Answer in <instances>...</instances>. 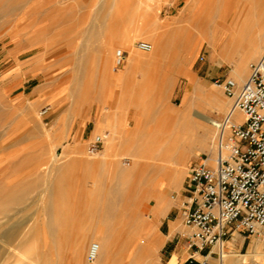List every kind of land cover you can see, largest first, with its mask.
Masks as SVG:
<instances>
[{"label": "rangeland", "instance_id": "1", "mask_svg": "<svg viewBox=\"0 0 264 264\" xmlns=\"http://www.w3.org/2000/svg\"><path fill=\"white\" fill-rule=\"evenodd\" d=\"M240 7L249 29L239 39L229 20L243 13ZM46 14L52 15L50 23ZM263 22L264 0H0V264H60L66 257L98 264L88 260V252L101 240L107 259L115 260L110 264L125 258L132 264H168L180 250L183 259L189 257L187 243L165 242L185 231L180 206L189 166L204 154L215 158L218 150H194L177 184L165 182L161 191L141 200L158 180L150 170L141 176L145 160L131 150L132 132L142 128L136 134V139L143 135L141 142L137 139L141 144L146 118H159L161 103L181 110L189 100L192 117L200 113L217 122L218 137V123L232 100L215 80L230 77L244 83L250 63L264 51L263 46L255 54L251 47ZM48 25L52 46L68 51L62 68L53 67L44 55ZM189 37L195 40L185 58L183 45ZM138 41L151 43L152 50H138ZM13 42L19 50L12 58L6 54ZM118 50L126 56L120 66ZM131 55L139 60L133 69ZM107 63L111 80L104 73ZM238 64L242 79L235 78ZM171 72L173 81L158 100V82ZM210 93L225 105L223 113L209 107ZM46 105L50 110L41 116ZM107 110L121 111L120 133L95 130L89 137ZM104 133L108 136L100 150L90 154L89 142ZM70 146L79 148L76 154L61 153ZM160 193L165 206L157 203ZM154 204L163 225L150 213ZM73 228L81 235L66 234L75 243L70 246L61 237ZM250 240L242 251L248 254L245 260L236 253L231 264H264V242ZM196 258L203 263V257Z\"/></svg>", "mask_w": 264, "mask_h": 264}, {"label": "built area", "instance_id": "2", "mask_svg": "<svg viewBox=\"0 0 264 264\" xmlns=\"http://www.w3.org/2000/svg\"><path fill=\"white\" fill-rule=\"evenodd\" d=\"M135 47L152 50L146 41L136 42ZM125 59V52L118 51L116 64L122 65ZM215 84L232 100L218 123L222 140L215 158L204 154L189 166L180 206L185 231L179 235L195 254L207 250L204 261L212 255L221 260L227 252L225 242L234 232L264 242V51L250 63L243 84L230 77ZM49 110V105L44 106L40 115L46 116ZM107 136L95 135L88 152L96 154ZM95 247L88 254L90 262L95 260Z\"/></svg>", "mask_w": 264, "mask_h": 264}, {"label": "bare ground", "instance_id": "3", "mask_svg": "<svg viewBox=\"0 0 264 264\" xmlns=\"http://www.w3.org/2000/svg\"><path fill=\"white\" fill-rule=\"evenodd\" d=\"M206 3H207V1H206ZM206 3H204V5ZM106 6H107V3H106ZM104 8L106 9V7H104ZM146 8H148V6ZM152 9L154 12V7L150 8V11ZM239 10H242L243 13L240 12L239 16L237 14H234L231 17V19L229 20L230 21L229 24L237 30L238 35H239V39H240L243 35H246V33L249 29V26L246 23L247 21H249V18H247L248 15H246L243 8L240 7ZM147 11H148L147 12L148 16H150L149 10H147ZM144 14L145 13H143V16L146 15V14L145 15ZM155 16H156V14H155ZM150 18H152V17H150ZM147 19H148V17H147ZM151 23L153 24L154 22H151ZM261 29H263L262 32L259 33V35L257 36L258 38L256 37L257 40L254 41L253 46H251L253 51L256 52L255 54H257L258 51L262 50L263 46H264V22H263ZM22 30H20V32H19L20 34L24 33L23 32L24 30L23 31ZM194 40H195V38H190V37L185 40V44L183 45V47H184L183 51H184L185 58H187V56H189V53L191 52V50L193 48L192 43L194 42ZM250 50H248V51H250ZM118 51H121V50H118ZM254 52H253V54H254ZM251 53L252 52L250 51L249 54H251ZM130 59L131 60H130V66L129 67H131L133 69L137 66L136 64H137V61L139 62V60L134 58L132 55H131ZM104 70H105L104 73L107 76V79L111 80L112 75L110 73L111 70L109 68L108 63L104 66ZM234 74H235L236 79H242V75L239 74V64L237 65ZM126 81H127V79H126ZM172 81H173V72L168 73L166 75L164 74V76L162 77V80L158 82L159 83L158 87L161 90V92H158L156 94V97L158 98V100L161 99V101H162L163 94L165 93V91H167L169 89ZM210 94H211V99H209V101H208L209 107L214 112H222L225 109V105L221 101H219V99L216 95H214L213 93H210ZM163 104H165V103H163ZM163 104L162 103L160 104L161 106H160V110H159V113H160L159 118L156 117L154 119L153 118L154 116H151V115H148L146 118V132H144L146 134H144L145 135L144 142L142 140V143H144V144H142V143L139 144V142H141V140H139V139L143 136L142 134H141L142 136L140 135L139 138H137L139 140V142L136 139V136L138 135V133L140 134V132H142V131H140V130H142V128H140L139 130L135 129V131L132 132L133 133L132 136L130 134L131 140H130L129 144H132V147H133L131 150H133V152L138 156L137 159H139L142 156L141 159L145 160L140 165V169H141L140 171L142 174L141 176L143 177L145 172H146V174H148L147 171L150 170L153 172V176L156 177L158 180V182H156L155 184H152V187L149 189V191L142 193L143 195H142L141 200H145V197H144L145 195H147V194L150 195L152 193H155V191H157V189L161 191V188L166 184L165 182H167V184H177L179 182V180H181L183 178V176L185 174L184 170L186 169L185 164H186L187 160L189 159V155H191V153H195L194 150L197 149L198 151H201V152L207 151L209 154H213V152L218 150L219 143L222 140V135L220 133H218V137H217V131L214 129L215 128L214 126H217V122L215 120H213L212 118L207 117L203 114H200V113H196L195 117L191 116L190 108H189V100H187V102L184 103V106H183L184 109H181V110L173 109L171 106H169V105L167 106V105H163ZM242 117H243V115L241 114V112H239L237 114V118L241 119ZM196 118L200 119L202 121H199ZM142 126H143V124H142ZM115 128H116V126L114 127V129ZM138 131H140V132H138ZM217 138H218V140H217ZM141 139H143V138H141ZM141 159H139V161ZM211 159H213V157ZM139 175H140V173H139ZM147 178H148V176H147ZM161 193H160V195L157 194L156 200H157L158 204L162 203V206H165L167 200L162 197ZM139 196H141V195H139ZM147 198H148V196H147ZM141 224L142 223H140V221H137L136 226L139 230L142 229ZM143 226H144V224H143ZM143 229H144V227H143ZM93 246H96L94 249L95 260L93 262L99 263L103 258H108V252H105L106 250H105L104 242L102 240L100 242H93L90 246L89 252L92 250ZM89 252H88V254H89ZM263 255H264V253H263ZM235 256H236L235 252L230 253V254H229V252H225L222 259L220 260L221 261L220 264H231L230 262L233 259V257L235 258ZM238 256L242 257L243 261H244L245 258L248 256V254H243V255L239 254ZM238 261H240V259ZM203 264H211V263L207 260V261H203Z\"/></svg>", "mask_w": 264, "mask_h": 264}, {"label": "crops", "instance_id": "4", "mask_svg": "<svg viewBox=\"0 0 264 264\" xmlns=\"http://www.w3.org/2000/svg\"><path fill=\"white\" fill-rule=\"evenodd\" d=\"M47 20L50 23V18L52 17L51 14H46ZM51 33V25L46 26L45 28V32H44V38H43V49H44V55L51 60V65L53 67L56 68H62L64 67V65H66V60L69 58V56H67L68 51L63 47V45H53L52 46V38L50 36ZM59 43H61V41H59ZM31 44V41H30ZM19 47L16 46L15 42L12 43L11 48H9L7 50V54L10 57H14L17 49ZM19 50V49H18ZM121 111L118 110V112L116 110H107L106 114H100V119L102 120L101 123H97L94 126V129L91 131L90 136L92 135V132L95 130H105V132L107 131H111L112 134H119L120 133V127L117 126L119 122L123 121V116H121L119 113ZM99 115V112H98ZM116 126V128L114 129V127ZM113 128V129H112ZM117 129V130H116ZM109 131V132H110ZM114 132V133H113ZM119 132V133H118ZM84 138V137H83ZM116 135L114 136V140L116 139ZM82 140V139H80ZM121 148V147H120ZM79 150V148L77 147H65L63 149V151L61 153L63 154H76L77 151ZM77 159H75L76 161ZM171 205V204H170ZM169 205V207L167 208L168 211L170 212V208L171 206ZM156 204H154V206H150V213L151 215L158 221H162V225L165 222V220L162 217V213L159 212V209H155ZM75 217V216H74ZM71 217V218H74ZM167 225H169V223L167 222ZM99 226V225H98ZM70 232V234L75 235L76 237L79 236L80 239V235L81 232L79 231L78 228H73L71 230H68L65 232V234L61 237L62 240H64V236L66 234H68ZM58 234H63V233H58ZM252 239V238H251ZM66 243L69 244L70 246H75V243L73 241V239H65ZM178 240V244L177 245H181L183 246L186 242L181 238V236L177 234H175L172 238H168L167 241L165 242V245H170L171 243H175V241ZM252 243V240H250V238L246 237L244 234L239 233V232H234L232 234V236L226 240L225 242V248L227 252H235V253H240V255L242 254V251L244 249H247ZM188 250L190 251V255L189 257L183 259V252L182 250L180 251H176L177 253L174 255H172V257L170 258L168 264H201L200 260L198 258H196L197 255L201 256V257H205V254L207 252V250L203 251V252H199L197 254H195V249L194 248H188ZM194 258V261L191 263V258ZM211 261L212 263H214L215 260L218 259V257L216 255H212L211 256ZM115 262V260H111V259H107V258H103L98 264H103L104 262ZM137 261V260H136ZM145 263L147 264H153V261L151 260H144ZM121 264H132L133 260L132 259H122L120 260ZM105 263V264H107ZM108 263V264H110ZM60 264H78L77 260L73 259V258H65L63 259V261ZM154 264H163V262H158V261H154Z\"/></svg>", "mask_w": 264, "mask_h": 264}]
</instances>
